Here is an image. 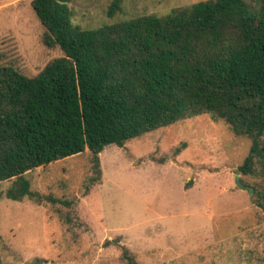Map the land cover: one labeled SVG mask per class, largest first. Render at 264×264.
<instances>
[{
  "label": "rangeland",
  "instance_id": "obj_1",
  "mask_svg": "<svg viewBox=\"0 0 264 264\" xmlns=\"http://www.w3.org/2000/svg\"><path fill=\"white\" fill-rule=\"evenodd\" d=\"M209 0H70L72 23L97 29ZM32 0H0V56L28 77L63 56L46 46ZM249 141L207 115L125 144L27 172L36 198L13 201L0 183L2 264H264V179L237 168ZM239 175L251 196L236 184ZM51 198L55 203L46 200Z\"/></svg>",
  "mask_w": 264,
  "mask_h": 264
},
{
  "label": "trees",
  "instance_id": "obj_2",
  "mask_svg": "<svg viewBox=\"0 0 264 264\" xmlns=\"http://www.w3.org/2000/svg\"><path fill=\"white\" fill-rule=\"evenodd\" d=\"M69 2L32 0L62 57L28 77L0 56V183L17 180L8 199L36 198L31 170L86 150L98 165L109 146L202 115L249 141L237 173L264 179V0L202 1L97 29L74 26ZM254 204L264 213V187Z\"/></svg>",
  "mask_w": 264,
  "mask_h": 264
},
{
  "label": "water",
  "instance_id": "obj_3",
  "mask_svg": "<svg viewBox=\"0 0 264 264\" xmlns=\"http://www.w3.org/2000/svg\"><path fill=\"white\" fill-rule=\"evenodd\" d=\"M241 177L239 175L236 176V184L237 187H239L241 190L243 191H248L250 193V195L252 196L254 193V190L252 188L249 187H245L240 179Z\"/></svg>",
  "mask_w": 264,
  "mask_h": 264
}]
</instances>
